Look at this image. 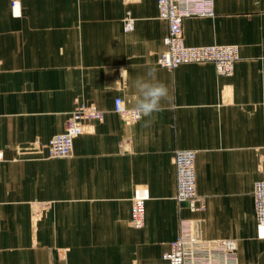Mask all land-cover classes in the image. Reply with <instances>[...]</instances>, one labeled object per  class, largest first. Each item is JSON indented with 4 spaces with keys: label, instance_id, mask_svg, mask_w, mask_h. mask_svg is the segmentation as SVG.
I'll use <instances>...</instances> for the list:
<instances>
[{
    "label": "crops",
    "instance_id": "crops-1",
    "mask_svg": "<svg viewBox=\"0 0 264 264\" xmlns=\"http://www.w3.org/2000/svg\"><path fill=\"white\" fill-rule=\"evenodd\" d=\"M214 6L213 17L184 20V38L237 44L231 75L211 63L158 65L169 25L156 0H0V264H168L163 253L191 229L234 238L237 264H264L253 196L264 179V0ZM150 67L168 95L150 126L125 122L114 100L131 108L133 82ZM78 101L103 120L87 124L69 157H48ZM179 149L196 151L204 210L176 199ZM138 191L142 228L130 222Z\"/></svg>",
    "mask_w": 264,
    "mask_h": 264
},
{
    "label": "built area",
    "instance_id": "built-area-1",
    "mask_svg": "<svg viewBox=\"0 0 264 264\" xmlns=\"http://www.w3.org/2000/svg\"><path fill=\"white\" fill-rule=\"evenodd\" d=\"M131 2L134 0H125ZM158 17L168 22L169 28L163 38L164 48L157 57V63L163 68L173 69L184 64L211 63L218 75H231L239 59L237 44L187 45L183 33V22L188 17H213L215 15L214 0H156ZM15 15H19L15 13ZM136 18L130 9L123 17V28L126 32L134 31ZM124 102L122 96L114 100V110L128 123L140 118L131 111L121 110L118 104ZM125 103V102H124ZM104 112L96 104L79 103L73 116L61 133L52 136L49 142L51 157L64 158L70 156L74 140L83 134L86 121L102 120ZM196 151L193 149H179L173 154V164L176 173V199L186 203L193 210H204L206 199L197 193ZM255 217L260 229H264V179L257 180L253 190ZM146 193L139 191L132 199L130 222L135 228H142L146 220ZM190 232L181 231L172 241L170 249L163 253L168 264H187L188 259L195 256L207 255L208 264L211 262L212 252H227L235 256L237 243L235 239L224 238L215 240H198L189 235ZM236 257V256H235Z\"/></svg>",
    "mask_w": 264,
    "mask_h": 264
},
{
    "label": "clouds",
    "instance_id": "clouds-1",
    "mask_svg": "<svg viewBox=\"0 0 264 264\" xmlns=\"http://www.w3.org/2000/svg\"><path fill=\"white\" fill-rule=\"evenodd\" d=\"M126 71V68L120 69L121 78ZM133 87L136 89V98L131 111L139 118H148L145 120V126H150L153 122L154 114L161 110V101L167 97L168 90L163 83L156 80V69L151 67L144 76L137 77L134 80ZM118 108L125 111L128 110L124 102L118 104ZM203 264H208L207 255L204 256ZM211 264H237V260L232 254L220 252L212 256Z\"/></svg>",
    "mask_w": 264,
    "mask_h": 264
},
{
    "label": "rangeland",
    "instance_id": "rangeland-1",
    "mask_svg": "<svg viewBox=\"0 0 264 264\" xmlns=\"http://www.w3.org/2000/svg\"><path fill=\"white\" fill-rule=\"evenodd\" d=\"M239 54H240V52H239ZM240 56V55H239ZM240 58V57H239ZM239 60V59H238ZM237 60V61H238ZM83 101H78L77 102V104H76V106H75V108L69 113V116H68V120H67V122H66V124H65V127H66V125L68 124V122L70 121V118L73 116V112L75 111V109L78 107V105H79V103H82ZM83 103H86V104H94V103H87V102H83ZM97 106V105H96ZM99 107V106H98ZM101 109V108H100ZM102 110V109H101ZM103 111V110H102ZM113 111L115 112V110H114V107H113ZM104 112V111H103ZM116 113V112H115ZM118 114V113H117ZM119 115V114H118ZM104 118V117H103ZM103 120V119H102ZM92 121H101V120H88V121H86V123L88 124L89 122H92ZM137 122V121H136ZM134 123V122H133ZM87 124H86V126H87ZM64 130H65V128H64ZM63 130V131H64ZM85 132H86V130H85ZM84 132V133H85ZM61 133V132H60ZM58 134V133H57ZM82 135V134H81ZM79 137V136H78ZM52 138V137H51ZM51 138L49 139V141H48V144H47V153H48V157H50V158H54V157H51L50 156V154H49V142H50V140H51ZM74 148V147H73ZM72 152H73V150H72ZM72 152H71V154H72ZM70 154V155H71ZM69 157V156H68ZM56 158V157H55ZM64 158H67V157H64ZM197 174V173H196ZM197 193H198V191H197Z\"/></svg>",
    "mask_w": 264,
    "mask_h": 264
},
{
    "label": "bare ground",
    "instance_id": "bare-ground-1",
    "mask_svg": "<svg viewBox=\"0 0 264 264\" xmlns=\"http://www.w3.org/2000/svg\"><path fill=\"white\" fill-rule=\"evenodd\" d=\"M125 1V0H124ZM126 2V1H125ZM186 43V42H185ZM187 44V43H186ZM188 45V44H187ZM209 45H212V44H209ZM214 45V44H213ZM188 65V64H187ZM177 67V66H176ZM142 194V193H141ZM256 221H257V219H256ZM189 235H191V236H193V237H195L197 240H198V242L199 241H201V239H203L202 237H200V235H198V234H196V232H194L192 229H191V231H190V234ZM222 239H224V238H222ZM226 239V238H225ZM230 239H234V238H230ZM236 243H237V241H236ZM162 257H163V255H162ZM197 257H199V256H197ZM166 260V259H165ZM211 264V263H210Z\"/></svg>",
    "mask_w": 264,
    "mask_h": 264
}]
</instances>
